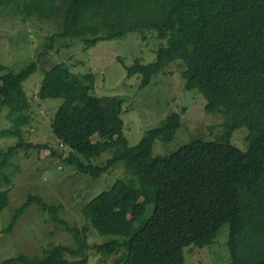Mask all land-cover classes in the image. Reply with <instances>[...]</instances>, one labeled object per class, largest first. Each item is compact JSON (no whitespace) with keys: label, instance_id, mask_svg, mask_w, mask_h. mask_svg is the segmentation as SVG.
<instances>
[{"label":"trees","instance_id":"16d2710c","mask_svg":"<svg viewBox=\"0 0 264 264\" xmlns=\"http://www.w3.org/2000/svg\"><path fill=\"white\" fill-rule=\"evenodd\" d=\"M11 2L0 0V7ZM26 6L55 7L61 20V31L46 38L40 53L45 57L58 39L82 40L89 50L130 33L156 32L166 45L157 50L155 62H137L127 67V76H141L143 89L167 65L183 61L185 91L201 93L205 111L224 116L225 123L218 140L198 139L169 156L153 158L155 141L171 142L187 109L169 114L136 146H130L123 133L122 99L115 103L114 121L97 97L74 108L73 114L58 112L52 132L74 153L66 164L94 179L120 163L126 169L125 178L84 205L86 222L100 236L113 238L138 226L122 243L113 240L91 247L87 226H69L58 216L61 205L29 195L0 235L10 234L26 209L37 204L65 227L76 248L55 245L2 264H69L71 257L79 258L74 264H90L91 249L106 256L119 254L115 264H187L186 249L212 245L225 225L230 229L231 264H264V0H24ZM16 9L21 15L35 14L22 11L21 5ZM36 70L33 62L17 76H0V102L10 106L13 123L1 136L18 139L15 146L0 151V183L7 186L0 190V213L10 203L11 179L5 173L9 155L20 147L49 149L24 142L30 118L9 100ZM4 71L0 61V73ZM85 90L78 89L84 96ZM242 127L249 131L246 150L231 142ZM108 151L112 156L105 166L93 164ZM52 154L60 156L55 150Z\"/></svg>","mask_w":264,"mask_h":264},{"label":"rangeland","instance_id":"374dc122","mask_svg":"<svg viewBox=\"0 0 264 264\" xmlns=\"http://www.w3.org/2000/svg\"><path fill=\"white\" fill-rule=\"evenodd\" d=\"M23 2L12 0L9 5L0 7V61L5 67L0 76L4 73L17 76L37 62L36 72L11 94L9 100L30 118L29 125L24 127V142L46 144L49 149L39 151L37 148L20 147L15 154L9 155L10 166L5 173L11 179L10 203L0 213V229L10 225L16 210L29 195H36L50 205H61L58 216L69 226L78 229L87 226L91 247L113 240L122 243L130 239L138 224L127 228L118 238L100 236L86 222L82 209L93 198L110 190L116 181L125 178L124 164L120 163L97 179L66 164L65 159L74 157V153L60 145L52 132L56 114L60 111L73 114L74 108L82 107L90 97H97L114 121L115 103L122 99L123 133L129 145L136 146L169 114L187 109L175 138L169 143L161 139L155 141L153 158L169 156L198 139L218 140L224 133L225 118L205 111L206 99L201 93L185 91L186 64L183 61L167 65L143 89H140L141 76H127V67L137 62L145 65L155 62L157 50L166 45V41L158 39L156 32L130 33L121 39L102 41L89 50L82 40L58 39L54 49L45 57L40 53L48 43L46 38L61 31V20L55 7L23 8ZM20 5L22 11L35 14L21 15L16 9ZM81 86L89 88L85 90ZM81 88L87 92L85 96L78 91ZM9 114L10 106L0 102V151H7L18 142L17 138L1 136V132L13 126ZM248 133L246 127L238 129L231 142L246 150ZM53 150L60 156L53 155ZM111 156L112 151H108L93 164L105 166ZM6 188L4 183H0V190ZM229 234V226L225 225L212 245L187 248V264H231L227 245ZM60 244L76 248L72 235L65 227L33 204L19 217L10 234L0 235V264L19 255H39L43 249ZM89 253L90 264H115L119 255L106 256L95 249ZM70 259L69 264H74L79 258Z\"/></svg>","mask_w":264,"mask_h":264},{"label":"clouds","instance_id":"9594fccd","mask_svg":"<svg viewBox=\"0 0 264 264\" xmlns=\"http://www.w3.org/2000/svg\"><path fill=\"white\" fill-rule=\"evenodd\" d=\"M60 145H62L61 143H60ZM63 146V145H62ZM67 148V147H66Z\"/></svg>","mask_w":264,"mask_h":264}]
</instances>
